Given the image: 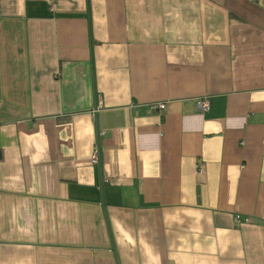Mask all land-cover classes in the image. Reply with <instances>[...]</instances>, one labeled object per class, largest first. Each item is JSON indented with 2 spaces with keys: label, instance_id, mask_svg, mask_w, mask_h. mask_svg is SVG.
I'll return each instance as SVG.
<instances>
[{
  "label": "crops",
  "instance_id": "1",
  "mask_svg": "<svg viewBox=\"0 0 264 264\" xmlns=\"http://www.w3.org/2000/svg\"><path fill=\"white\" fill-rule=\"evenodd\" d=\"M0 264H264V0H0Z\"/></svg>",
  "mask_w": 264,
  "mask_h": 264
},
{
  "label": "built area",
  "instance_id": "2",
  "mask_svg": "<svg viewBox=\"0 0 264 264\" xmlns=\"http://www.w3.org/2000/svg\"><path fill=\"white\" fill-rule=\"evenodd\" d=\"M196 104H197L198 109L202 112L208 110L209 108L208 99L205 97L198 98L196 100ZM154 106L158 107L159 109H163L165 107V104L162 102H158L154 104ZM98 160H99V146L95 145L90 154V162L97 163Z\"/></svg>",
  "mask_w": 264,
  "mask_h": 264
}]
</instances>
